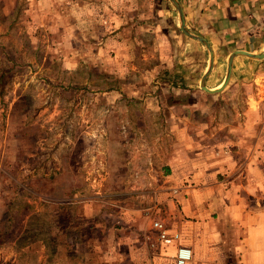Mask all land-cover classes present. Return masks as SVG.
I'll return each instance as SVG.
<instances>
[{
  "label": "rangeland",
  "instance_id": "obj_1",
  "mask_svg": "<svg viewBox=\"0 0 264 264\" xmlns=\"http://www.w3.org/2000/svg\"><path fill=\"white\" fill-rule=\"evenodd\" d=\"M91 3L0 0V264H126L104 256L121 253L117 206L99 221L74 197L137 204L151 184L126 176L181 136L150 96L164 91L148 83L168 76L152 69L164 64L159 40L131 37L126 59ZM102 74L115 89L96 84Z\"/></svg>",
  "mask_w": 264,
  "mask_h": 264
},
{
  "label": "crops",
  "instance_id": "obj_2",
  "mask_svg": "<svg viewBox=\"0 0 264 264\" xmlns=\"http://www.w3.org/2000/svg\"><path fill=\"white\" fill-rule=\"evenodd\" d=\"M178 1L187 29L213 49L207 87L221 85L232 51L264 52V0ZM119 2L121 13L114 10ZM91 8L97 15L106 9L107 37L126 59L131 37L159 40L156 54L164 64L152 69L170 75L148 83L164 91L150 96L164 103L161 114L173 119L171 128L181 135L177 145L155 150L150 166L126 176L151 184L137 204L130 194L119 204L96 194L74 197L84 212L98 213L99 221L102 207L117 206L121 253L104 256L126 264H174L177 246L186 245L192 250L188 264H264V58L236 55L228 84L210 93L200 88L207 49L182 33L168 0H92ZM199 114L202 123L195 121ZM155 221L179 238L164 243Z\"/></svg>",
  "mask_w": 264,
  "mask_h": 264
},
{
  "label": "water",
  "instance_id": "obj_3",
  "mask_svg": "<svg viewBox=\"0 0 264 264\" xmlns=\"http://www.w3.org/2000/svg\"><path fill=\"white\" fill-rule=\"evenodd\" d=\"M168 1L172 4V6L176 9V11L178 13L179 27H180V30L182 31V33L184 35H186L187 37L200 42L207 49L208 65H207V68H206L205 72L203 73V75H202V77L200 79V88L203 89L204 91H207V92H210V93H217V92L222 91L225 88V86L228 84V81L230 79V74H231V70H232V63H233V59H234V57L236 55L243 54V55H246V56H249V57H253V58H260V59L264 58V52L256 54V53H251V52H248V51H245V50H240V49L232 51L228 55V58H227L226 74H225V77H224L221 85L216 87V88H213V89L207 87L206 86V79H207V76L212 71L213 66H214V52H213V49H212L211 45L209 44V42L204 37L196 35V34H193L192 32H190L187 29V27L185 25V20H184L183 9H182V6H181L180 2L178 0H168Z\"/></svg>",
  "mask_w": 264,
  "mask_h": 264
},
{
  "label": "built area",
  "instance_id": "obj_4",
  "mask_svg": "<svg viewBox=\"0 0 264 264\" xmlns=\"http://www.w3.org/2000/svg\"><path fill=\"white\" fill-rule=\"evenodd\" d=\"M153 226L158 231V237L164 243H170L179 238L178 232L169 233L162 222L155 221ZM174 264H188L192 259V250L186 245H178L175 253Z\"/></svg>",
  "mask_w": 264,
  "mask_h": 264
},
{
  "label": "trees",
  "instance_id": "obj_5",
  "mask_svg": "<svg viewBox=\"0 0 264 264\" xmlns=\"http://www.w3.org/2000/svg\"><path fill=\"white\" fill-rule=\"evenodd\" d=\"M167 74L170 75V72L167 71ZM3 73L0 75V83L2 82L3 80ZM97 77H102L103 80L102 81H98V83H96L97 85L98 84H102V86H104L106 88V90H112V89H115V85L112 83V81L109 79L110 77H108V75H98ZM124 96V94H123Z\"/></svg>",
  "mask_w": 264,
  "mask_h": 264
}]
</instances>
